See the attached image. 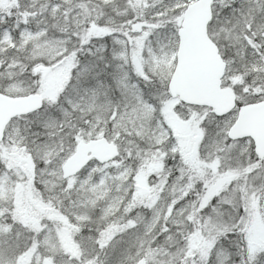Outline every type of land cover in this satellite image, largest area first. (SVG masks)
I'll list each match as a JSON object with an SVG mask.
<instances>
[{
  "label": "rangeland",
  "instance_id": "374dc122",
  "mask_svg": "<svg viewBox=\"0 0 264 264\" xmlns=\"http://www.w3.org/2000/svg\"><path fill=\"white\" fill-rule=\"evenodd\" d=\"M2 3L3 10L9 12L16 3L24 4L29 9L35 6L36 9L43 10L42 17L32 20L29 17L26 20L30 26L22 25V38L9 34L8 40L0 43V64L12 65L19 73L9 87V94L23 95L28 93L29 80L20 72L21 66L28 63V57L47 51L51 52V56H57L63 53L70 42L77 39L70 34H56L50 30L44 20L47 15L55 18L65 10L66 17L78 24L88 15L84 14L86 7L79 3L91 4L97 6L98 22L115 24L120 31L113 34L122 35V24L130 15L134 12H138L139 16L150 14L149 9L153 4L158 5L159 0H2ZM262 3L264 0H260V4L264 5ZM57 5L60 7H56ZM144 28L148 30L146 24ZM103 36L92 37L86 42H97ZM241 36L242 33H233L230 40L221 36L218 43L227 51L223 82L232 86L236 96L243 99L238 85L257 75L264 69V64L258 63L246 49ZM210 38L213 40V37ZM2 40L3 37H0V41ZM145 43L146 38L138 37L137 46L129 53L131 63L126 65L129 71L133 66L143 71L148 64ZM175 53L170 54L169 64L175 60ZM120 62L113 61L114 66L101 74L99 79L103 84H95L89 88L87 98L84 95L74 101L69 98L73 108L80 109L78 117L91 125H85L83 129L85 138H97L106 133L105 136L115 141L120 149L133 143L161 145L169 139L171 129L176 141L175 151L181 163L190 168L211 156L217 149L216 121L211 119L215 116L212 114L210 117L205 110L193 115L191 110L181 105L183 103L177 97L170 96L163 101L160 108L163 122L154 119L153 109L148 102L139 101L137 110H129L126 115L120 116L115 127L111 119L105 122L103 113L108 111L109 104L115 110V102L120 97L119 91L113 94L107 90L108 83L115 86V81L107 73H113L125 83H130L127 80L128 73L121 74L119 68L115 67ZM75 64L74 57L68 55L52 64L46 61L37 69L40 73L46 66H52L41 79L42 87L39 91L44 104L49 105L44 117L45 123H40L33 115L17 116L8 124L0 141V205L5 203L11 206L6 211L15 215L12 220L17 222L9 231L0 227V238L11 232L18 239L16 264H73L76 261L73 253L91 250V242H86L88 235L96 236L98 229L105 228L104 240L116 245V252L110 260L115 259L121 249L132 246L133 253L139 247L144 248L147 253L145 264L148 260H152L154 264H169L174 257L164 259L165 249H174L175 240H181V235L176 234L177 229L186 228V223L172 210L173 200L167 201L166 195H152L149 199L151 208L144 213L141 210L136 219L131 218L133 211L139 208H125L130 203L140 202L144 195L152 194L151 186H148L149 177L152 180L156 171L164 169L162 158L150 157L147 166H131L117 160L105 164L91 162L79 175L66 179L61 177V164L74 151L76 143L67 139L71 136V129L75 128L72 124L78 122L64 105H54L56 101L51 97H58L64 91ZM132 77L135 78L134 72ZM6 82L0 77V84ZM29 124L31 127L27 126ZM76 129L78 132L79 129ZM230 143L232 150L222 151L220 158H215L214 162L220 168L237 169L245 159L240 153L246 146L247 138L231 140ZM216 182L222 184L220 178ZM177 200L176 208L185 204V201ZM124 211L131 212L127 215V222L132 223L120 224L121 226L108 224L111 217ZM165 224L173 236L167 237V233H160L149 245L151 234L158 232ZM246 228L250 243L256 248H264V208H258L255 201L250 206ZM73 237H76V241H73ZM199 240L190 239L189 243L194 249L206 253L212 239L207 240L206 237L202 242ZM108 251L111 252V248Z\"/></svg>",
  "mask_w": 264,
  "mask_h": 264
},
{
  "label": "snow or ice",
  "instance_id": "6c2138e0",
  "mask_svg": "<svg viewBox=\"0 0 264 264\" xmlns=\"http://www.w3.org/2000/svg\"><path fill=\"white\" fill-rule=\"evenodd\" d=\"M186 6L187 0H159L158 5L153 4L149 9L150 14L138 16L134 12L130 15L123 22L129 25V29L122 35L108 31L97 42H84L77 36V39L70 42L64 48L63 53L57 56H51L50 51L37 52L28 57V64L23 68L31 74L27 78L29 80L27 92L39 93L42 81L37 69L46 61L52 64L64 56L74 57L76 64L68 84L60 96L51 97V99L56 101L57 105H64L71 111L80 124L79 130L83 131L85 125L89 127L91 125L78 117L80 109L73 108L72 103H69V98L73 101L78 100L81 95L87 98L88 89L94 87L95 84H103L99 77L107 72L108 67L114 66L113 61L119 60L121 62L115 67L119 68L121 74L128 73L127 80L130 83H125L113 73H107L115 81V86L108 83L107 90L113 94L119 91L120 97L115 102V110H113V105L109 104L108 111L103 113L106 118L105 122L111 119L115 127L120 116L126 115L129 110H137L138 101L148 102L153 109L154 119L163 122L160 108L163 106V101L171 95V80L176 69V61L173 60L171 64L168 61L170 54L175 53L182 43L181 26L177 21L181 19ZM26 7L24 4H18L14 11H5L2 0H0V37H3L0 43L7 41L9 34L22 38L24 32L22 25H26L27 21L21 20V15ZM210 7L212 15L206 28L217 47L219 48L218 41L221 36L230 40L233 33H242L241 42L258 63L264 64V5L260 4V0H210ZM133 21L136 22L133 23ZM145 24L148 30H145ZM140 36L146 38L144 50L148 53V64L143 71L136 66L129 71L126 67L131 63L129 53L137 46ZM84 53L87 55L85 56ZM101 64L104 67H101ZM132 72L135 73V78L132 77ZM18 75L19 73L12 65L0 64V77L7 81L0 84V93L9 94V87ZM238 87L243 99L236 102L233 110L227 113H217L211 118L216 121L215 136L219 151L232 150L230 141L235 138L231 136L230 130L236 112L250 102L264 103V69L249 80L242 81ZM48 110L49 105L41 103L32 115L44 124V117ZM27 126L31 127V124ZM165 127H167L166 123ZM76 132L77 129L73 128L69 133L73 137V143L78 139ZM175 144V138L169 129V139L161 144L166 160L169 152L173 158L178 155L175 151ZM220 145L223 147L221 148ZM240 154L245 156L240 167L238 169L229 167L223 172L225 177H233L235 183L230 180L227 187L213 194L207 192V185L203 181H198L199 188L195 190L196 199L187 200L179 208L175 207L178 200L172 201V210L184 222L193 219V211L199 214L201 225L199 230L208 232L212 243L206 253L200 252L189 243L190 235L184 234L178 228L177 231L182 232L180 238L185 243L179 244L177 240L176 248L165 249L164 259L167 260L169 256L174 257L169 264H264V248H256L250 243L246 228L251 204L257 199L264 204V147H259L255 139L247 138L246 146L241 149ZM212 166L216 167L215 162ZM177 170L182 171L183 169L178 168ZM241 171L245 174L242 185L239 179ZM189 187L192 188L191 185ZM184 196H188V193L185 192ZM229 196L230 199H225ZM209 229H211L210 232ZM105 230V228L98 229L96 236L88 235L86 242H91V250L73 253L76 256L73 264H145L144 258L147 253L143 247L137 248L135 253L131 251L132 246L121 249L118 256L110 260L112 254L116 252V245L104 240ZM194 230V227L189 229V233ZM160 233H167V237L173 236L168 225L165 224L158 232L151 234L149 245L151 240H155ZM109 248L111 252L108 251ZM18 250V239L11 232L6 233L0 238V264H16ZM147 264H154V262L148 260Z\"/></svg>",
  "mask_w": 264,
  "mask_h": 264
},
{
  "label": "water",
  "instance_id": "95a60500",
  "mask_svg": "<svg viewBox=\"0 0 264 264\" xmlns=\"http://www.w3.org/2000/svg\"><path fill=\"white\" fill-rule=\"evenodd\" d=\"M212 15L210 0H194L187 4L180 20L182 43L175 53L170 93L188 105L211 108L215 115L227 113L236 105V93L222 85L226 63L206 28ZM43 103L41 94L11 96L0 93V140L7 123L14 117L36 110ZM236 139H255L264 147V103H247L237 113L230 130ZM118 155V146L106 137L80 139L74 151L61 164L62 177L78 173L92 159L99 163Z\"/></svg>",
  "mask_w": 264,
  "mask_h": 264
},
{
  "label": "trees",
  "instance_id": "16d2710c",
  "mask_svg": "<svg viewBox=\"0 0 264 264\" xmlns=\"http://www.w3.org/2000/svg\"><path fill=\"white\" fill-rule=\"evenodd\" d=\"M191 1L193 0H187V4ZM18 4L20 3H16V6ZM79 4L80 6L86 7V12H84V14L88 13V15L84 17V19L81 22H79L78 24H74L70 18L66 17L65 10H62V12H59V14L55 18H49L50 15H47L44 18L45 22L47 23V27L53 32H55L56 34H62V35L70 34L72 36H75L76 38L78 36L79 38L82 39L81 41H84V42H86L85 37H87V40H88V39H91L92 37L104 35L108 31H111L113 33H115L118 30L120 31V28L115 26V24L105 25V24H101L98 22V16L96 15V13H98L96 10L97 6H94L91 4H90L91 6L88 4H82V3H79ZM16 6L13 9L10 8L9 10L14 11ZM41 11L40 9H36L35 6H32L30 9L26 8L24 13H22L21 15V20H28L29 17L31 18V20L38 19L42 17L43 15ZM135 13L139 16L138 12H135ZM133 23H135V21H133ZM177 23H179V21H177ZM27 25L30 26L29 23ZM122 25H124V29H122L121 31L122 32L128 31L129 25L125 23ZM219 45H220L219 51L221 52L222 57L223 58L227 57V51L225 50V48L222 47L221 44ZM24 65L21 66L20 74L23 76L25 75V77L28 78L30 77L31 74L30 72H26L23 70ZM51 68L52 66L48 65L42 71H40L41 79L48 71L51 70ZM111 68L112 67H108L107 70ZM223 83L226 85H229L227 82H223ZM240 99L241 98L237 97V101ZM54 105H57L56 102ZM181 105L184 106L185 109L191 110L193 115L198 114L202 112L203 110H205V112L210 117L212 116V114L215 116L213 110L207 107L192 106V105H187V104L184 105V103ZM28 115H32V113ZM78 124L79 123H74L72 125L75 126V128L79 129L80 126ZM83 132L84 131L79 130L76 133V136H78V139L85 138V135ZM105 135L106 133H104V135L102 136H105ZM67 141L73 142V137L72 136L68 137ZM221 153L222 151H219L217 148L211 156L204 158L201 164L191 165L192 167L190 166L189 168V166L180 162L178 155L175 158H173L172 154L168 153L167 160H166L165 155H164V148L161 147V145H152V144L143 145L142 143H139V144L133 143V144L126 146V148H122V149L119 148V154L114 160H117L123 164L129 163L131 166L145 164L147 166L149 165L148 162L150 161L149 159L150 157L158 156L162 158V163H163L162 165L164 167L163 170L156 171L154 173L155 176L154 177L152 176L153 177L152 180L149 177L148 186H151L152 194H146L140 199V202L130 203L129 205H127V207H125V208H139L137 211H133V217L131 219H136L135 217L138 216L141 210H143V213H144V212H147L148 209L151 208V206L149 205V199L152 197V195H157L159 197L166 195L167 196L166 199L169 202L174 199H179L180 201L186 202L187 200L196 199L195 190L199 188V184L197 183L198 181H203V183L207 185V192L213 193V194L216 192H220L222 189L227 187L230 180L233 183H235V179L233 177H225L223 175V172L226 171L228 168H222V167L220 168V166L216 162H215L216 167L212 166L213 162L215 161V158H220ZM195 167H201L202 169L197 170ZM178 168H182L183 170L178 171L177 170ZM80 173L76 175H79ZM217 178H220L222 184L216 182ZM244 178H245V174L241 171L239 174L241 185L244 183ZM189 185H191L192 188H190ZM185 192L188 193V196L186 197L184 196ZM225 199H230V196L226 197ZM255 202L258 204V208H264V204H261L259 202V199H257ZM253 205H254V202L251 204V206ZM6 208H12V207L8 206L5 203L0 205V227L5 228L9 231L13 228L14 225L17 224V222L12 220L13 217H16V216L15 215L12 216L11 212L6 211ZM128 213H131V212L130 211L120 212L119 215L111 217L109 219L108 224L110 223L118 224V225L129 224L130 221L127 222ZM192 217L193 219L191 221L185 222L186 228L183 227L182 232L186 235H190V239L198 238L200 239L199 241L202 242L203 239L207 237V240H209L210 238H209L208 232L199 230L201 228V225L199 223V220H200L199 214L193 211ZM85 227L86 226H84L83 229H85ZM193 227L195 228V230L189 233V229H193ZM210 231L211 229H209V232ZM182 232L176 231V234L181 235ZM75 235H78V234H75ZM76 237L72 238L73 241H76ZM184 243L185 241L183 239L179 240V244H184ZM176 247L177 245H176V240H175V248Z\"/></svg>",
  "mask_w": 264,
  "mask_h": 264
}]
</instances>
